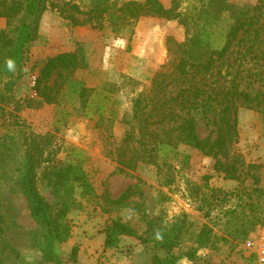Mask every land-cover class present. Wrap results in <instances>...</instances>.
Segmentation results:
<instances>
[{"label":"rangeland","instance_id":"obj_1","mask_svg":"<svg viewBox=\"0 0 264 264\" xmlns=\"http://www.w3.org/2000/svg\"><path fill=\"white\" fill-rule=\"evenodd\" d=\"M160 1L165 6L171 2ZM207 1L178 0L176 10L179 17L185 18L188 29L196 27L199 11ZM228 1L244 9L264 5V0ZM45 3L43 14L58 17L65 28L57 31L54 38L48 36L46 29L38 33L30 43L21 78L5 88L0 81V138L11 137L21 148L24 137L52 134L51 146L45 152L47 158L36 169V183L39 192L55 208L64 199L53 188V172L65 160L79 162L94 187V198L81 197L80 187L76 186L72 200H66L69 204L66 219L71 233L65 241L53 244L61 264H147L152 255L163 256L169 252L147 241L151 231L181 219L185 221L186 231L171 250L178 255L176 264H256L246 241L259 234L264 225L263 114L245 107H240L237 113L235 150L245 164L256 165L253 169L258 176L256 183L244 171L237 179L226 178L213 170L211 157L182 144L177 147L180 155L171 159L176 164L172 172L161 165L147 163L119 170L114 150L121 145V136L128 128L122 119L131 114L132 98L140 91L147 92L158 72L172 69L178 55L176 44L184 41L185 27L178 18L150 15L114 24L107 15L98 18L88 12L91 0H46ZM260 20L264 24V18ZM2 24L0 17V28ZM77 26L86 30L81 35L75 34ZM252 34L250 30L240 32L223 58L214 61L204 79L207 90L236 86L251 94L264 92L261 52L264 27L259 39H254ZM78 46L84 52L85 61L73 75L89 87L107 89L111 100L100 120L73 114L55 122L58 109L55 104L37 105L30 101L27 106L26 99L33 97V79L44 59ZM168 90L175 92L176 88ZM192 114L199 135L212 136L213 126L202 111L194 109ZM181 155L188 156L183 165H180ZM128 185L134 192L123 206L107 213L101 211L106 193L115 198ZM25 201L19 195L15 201L20 211L18 224L25 230H39ZM115 214L131 225L137 236H122L117 247L105 248L103 227ZM199 233L206 237V243L197 246ZM32 239L29 234L20 238L19 257L7 258L0 264H53L41 260ZM192 246L197 248L194 258L189 260L184 253Z\"/></svg>","mask_w":264,"mask_h":264},{"label":"trees","instance_id":"obj_2","mask_svg":"<svg viewBox=\"0 0 264 264\" xmlns=\"http://www.w3.org/2000/svg\"><path fill=\"white\" fill-rule=\"evenodd\" d=\"M46 0H0V17L4 27L0 28V81L4 88L13 86L23 75L24 64L29 54L30 43L38 35L40 18L46 8ZM178 0L165 6L160 0H91L88 12L96 17H107L114 24L136 20L141 16L178 18L184 25V41L177 43L176 61L169 72H158L152 79L147 92L140 91L132 98L131 114L122 121L128 126L115 150L119 170L134 169L138 163L161 165L168 171L176 170L171 159L178 157V145H187L202 155L213 159L212 168L226 178L237 179L246 173L258 182L254 164H245L235 150L238 139L237 113L240 107L256 109L264 116V92L248 93L236 86L227 89L207 90L205 75L214 61L223 58L240 32L249 31L259 39L264 24L263 6L253 5L245 9L228 0H208L199 11V22L188 29L185 18L176 10ZM251 12V13H249ZM76 23H79L76 21ZM80 24V23H79ZM259 42H261L259 40ZM264 59V50H261ZM13 62L9 68L8 62ZM85 55L81 47L47 56L37 69L32 90L33 97L27 98L37 105L55 104V122L66 120L73 114L86 118L102 119L111 100L107 89L87 86L73 75L84 65ZM175 87L176 91L168 88ZM200 109L213 126L214 134L201 137L192 110ZM52 134H31L24 137L21 148L11 137L0 138V263L7 258L19 257L20 238L31 235L41 253L43 262L61 264L53 244L65 241L71 233L66 219L75 187H80L81 197L96 196L93 185L79 162L65 160L53 172V188L64 200L55 208L39 192L36 169L45 161L46 149L51 145ZM112 153V151H108ZM180 165L188 156H180ZM181 167V166H180ZM128 185L117 197L106 193L101 211L107 213L123 206L133 194ZM27 202L32 220L39 230H25L18 224L19 208L17 196ZM185 221L181 219L164 227L153 229L147 239L153 247L169 251L163 256L152 255L147 264H176L178 255L171 253L185 233ZM122 236H137L136 230L118 215H112L103 227V246L115 248ZM197 246L206 243L199 233ZM188 248L184 255L194 258L197 248ZM75 253L73 249L72 253ZM73 253V254H74Z\"/></svg>","mask_w":264,"mask_h":264},{"label":"crops","instance_id":"obj_3","mask_svg":"<svg viewBox=\"0 0 264 264\" xmlns=\"http://www.w3.org/2000/svg\"><path fill=\"white\" fill-rule=\"evenodd\" d=\"M4 24H5V22L3 19V24L1 26V28L4 27ZM62 26H65V25H62L60 23L58 17L52 16V18H49V16L44 13V14H42V16L40 18L39 29H38L37 33L43 32L46 29L47 30L46 33L48 34V36H51V38H54L56 36L57 31L65 28ZM76 28H77L76 31H73V32L75 34H78V35H81L82 31L86 30L85 27H83V26H77ZM58 35H60V34H58ZM78 37L80 39L81 36H78ZM81 40H84V38H82ZM67 50H69V49H67ZM61 51H65V50H61ZM58 52H60V51H58Z\"/></svg>","mask_w":264,"mask_h":264},{"label":"built area","instance_id":"obj_4","mask_svg":"<svg viewBox=\"0 0 264 264\" xmlns=\"http://www.w3.org/2000/svg\"><path fill=\"white\" fill-rule=\"evenodd\" d=\"M246 247L254 255L256 264H264V225L259 234L246 241Z\"/></svg>","mask_w":264,"mask_h":264},{"label":"clouds","instance_id":"obj_5","mask_svg":"<svg viewBox=\"0 0 264 264\" xmlns=\"http://www.w3.org/2000/svg\"><path fill=\"white\" fill-rule=\"evenodd\" d=\"M8 66H9V68H12L13 67V62L9 61L8 62Z\"/></svg>","mask_w":264,"mask_h":264}]
</instances>
